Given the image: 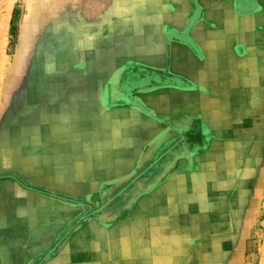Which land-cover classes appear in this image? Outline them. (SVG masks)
<instances>
[{"label": "rangeland", "instance_id": "rangeland-1", "mask_svg": "<svg viewBox=\"0 0 264 264\" xmlns=\"http://www.w3.org/2000/svg\"><path fill=\"white\" fill-rule=\"evenodd\" d=\"M145 1L0 0V132L4 129L5 117L10 120L14 118L13 115H17L13 111L18 109L4 105L5 93L9 89L13 92L11 98L14 101L19 98L21 83H26L28 89L45 86L51 82L70 83L72 50H79L85 45L95 46L101 38L106 37L104 29L92 23L105 13L101 12V7L105 9L111 3L113 7L109 13L118 16V19L114 18L109 21L110 23H106L110 30L125 22L120 16L124 15L123 18L133 16L134 10L139 9ZM85 5H88V9ZM90 6L92 11H89ZM138 21L147 20L140 18ZM88 35H92L93 38ZM89 39L92 41L86 43ZM259 46V51L255 52L253 49L245 51L248 58L245 77L240 79L242 71L238 74L239 79L234 77L231 80L230 76L228 77L229 85L232 84L231 87L234 85L228 99L223 96L226 92L210 101L198 95L196 91H183L179 87L150 94L145 102L146 107L154 113L153 118L164 119L167 124L161 134H177L184 137L179 152L173 148L174 153L170 155V150L163 148L154 153L150 152L149 148L140 155L137 174L124 178L119 174L123 171L121 168L104 171L102 181L110 186L109 190L99 197L93 194L95 190L93 185L71 190V185L62 182L51 187L52 171L51 174L47 171L51 168L49 165L46 167V156H41L39 164L41 171L26 172L19 169L17 155L0 154V212L10 206L6 200L10 199L13 203L19 199L20 190L25 194L53 199L61 207L60 211L38 212V217L33 215L29 217L27 221L29 228L40 230L37 234L43 232L48 244V247L38 252L29 264H43L44 261L51 260L53 258L51 256L62 249L66 238L76 235L84 226L87 227L82 234L84 237L88 234L82 241L85 245L81 247L79 244V247L77 242L71 239L72 255L79 257L75 259V263H84L80 258L85 260L92 256L94 259L96 255L97 259L89 263L102 264L101 258H105V249L100 253L93 252L90 244H94L96 239L94 236L91 238L89 234L91 228L88 227L93 224L99 225L100 220L107 216L104 220H110L109 234L115 232L112 230L118 225L139 228L140 258L135 259L134 264H153L148 262V244L154 242L159 243L155 252L156 264H264V89L261 93L257 89L261 86L264 88V34ZM197 47L200 48L199 45ZM72 55L74 57V54ZM125 70L126 67L123 72ZM130 72L134 74L120 75L124 76L125 84L130 89L138 88L137 84L132 85L135 77L138 85L148 82L143 78L142 72L148 79L161 78L151 74L147 77L148 70L135 69ZM170 75L176 77L177 79L174 78L176 81H180L179 74L171 72ZM188 76V84L196 82L195 76L191 74ZM251 87L257 90H253V94L251 92L247 94ZM162 97L171 105L169 111L163 103L165 106L163 111L154 107ZM208 100L217 105L211 111L204 108ZM256 108L257 112L261 113L260 118L249 126L247 123L256 116V112L253 111ZM208 113L213 117L210 123L205 121ZM186 120L191 121L184 124L183 121ZM250 132L256 136L251 140L241 139L245 133ZM235 144L243 148L234 149L237 152V159L231 158L228 149H224L228 145L235 147ZM249 147L253 152L244 170L241 162L245 159L246 153L243 152ZM8 148L9 153L13 151L12 146ZM197 151L198 157L194 156ZM180 156L184 157L183 168L177 174L182 182L176 189H171L168 179L161 182V177L166 173L163 165L156 170L153 167L160 162L172 164ZM226 157L232 159V164H228L229 160L227 163ZM96 163L98 167L103 166V160L97 158H88L84 161V170L93 171L94 177L101 173L100 168L95 170ZM50 165L52 166L51 163ZM110 175L114 177L112 182L106 180ZM88 188L91 189L89 193L93 194L91 197L87 196ZM61 190L71 191L72 196L62 194L59 192ZM147 192L157 197L155 202L144 199L146 197H141L140 201L136 202L139 193ZM167 194L170 196H166ZM22 207L25 208L26 205ZM67 212L71 213L70 219L64 216V213L68 215ZM57 218H60L59 224L56 222ZM41 221L54 222V229L56 230L58 225L61 233L46 236L53 229L49 224L50 227L45 224L44 231ZM153 225L157 229L152 230L150 233L153 235H150L149 229ZM110 236L109 243L115 254L116 240L113 235ZM98 242L102 244V248L105 247V243L99 240ZM163 243L167 245L165 252L158 248L160 244L164 248ZM120 252L128 253L127 250ZM13 262L22 264L19 259Z\"/></svg>", "mask_w": 264, "mask_h": 264}, {"label": "crops", "instance_id": "crops-1", "mask_svg": "<svg viewBox=\"0 0 264 264\" xmlns=\"http://www.w3.org/2000/svg\"><path fill=\"white\" fill-rule=\"evenodd\" d=\"M91 7L89 11H92ZM112 7L111 3L105 9L101 7V12L105 13L92 22L104 29L106 37L101 38L95 46L85 45L79 50H72L70 83L51 82L31 88L32 90L28 89L26 83H21L19 98L14 101L11 98V89L5 93V107L18 110L13 111L17 114L13 115L14 118L8 120L5 117L4 129L0 132V149L3 150L0 154L17 155L20 170L41 171V156H46V167L49 165L51 168L47 171H52L51 187L62 182L71 185V190L93 185L95 197L109 190L110 185L102 181L104 171L121 168L123 171L119 174L124 178L137 174L140 155L149 148L154 153L163 148L169 149L170 155L174 153L173 148L179 152L184 137L161 134L167 124L164 119L153 118L154 113L146 107L145 102L150 94L179 87L183 91H196L210 101L223 92H226L223 93L225 98H230L234 85H229L228 77L231 80L234 77L239 79L238 74L241 71L243 75H240V79L245 77L248 59L245 51H259L264 34L263 0H146L139 9L134 10L133 16H120L125 22L115 28L110 27L109 30L106 23L114 18L118 19V16L109 13ZM85 8L88 9V5ZM140 18L147 21L140 22ZM88 36L93 38L92 35ZM90 41L92 40L89 39L86 43ZM135 69L148 70L147 75L160 76L162 79H145L148 82L144 85L130 89L125 84L124 76H121L134 74L130 71ZM171 72L179 74L181 82L176 81L177 78L172 77ZM141 74L144 76L143 72ZM189 74L196 77V82L188 84ZM210 101L204 108L211 111L217 105ZM162 103L169 111L171 105L167 104L164 97L154 107L163 111L165 106ZM206 116L205 121L210 123L213 117L209 113ZM11 146L13 151L9 153L8 147ZM195 155L198 157L199 152L194 153ZM88 158L103 160L102 167H98L96 163L95 170H101L96 177L93 171L84 170V161ZM183 161L184 157L180 156L172 164L160 162L153 168L156 170L163 165V170L168 175L165 173L161 182L168 179L169 187L176 189L182 182L177 173L182 171ZM112 178L114 177L110 175L106 180L112 182ZM18 192L19 199L13 203L10 199L6 200L10 206L7 205L9 208L0 212V264H14L15 259H19L22 264H29L38 252L45 250L48 244L43 237L44 233L37 234L40 230L30 229L27 221L32 215L38 217V212L60 211L61 208L53 199L25 194L22 190ZM59 192L72 194L71 191ZM89 192L90 188L87 196L91 197L93 194ZM141 197L153 202L157 198L149 192L139 193L136 202ZM22 205L26 207L23 208ZM64 216L70 219L71 213H64ZM104 218L99 225L88 227L91 228V238L94 236L96 239L94 244H90V248L98 253L105 249V258L99 256L102 257V264H134L135 259L140 258L139 228L118 225L112 230L115 232L109 234L110 220ZM59 220L57 218V224ZM50 222L41 223L44 231L46 227L43 225L52 226L53 230L46 236L53 233L59 235L61 232L58 225L55 230L54 222ZM86 227H82L76 235L67 237L62 249L57 250L56 255L43 264H90L91 260H96L95 255L94 259L92 256L85 260L80 258L84 263H75V259L79 257L72 255L71 239L79 247L84 246L82 241L88 234L84 237L82 232ZM155 229V225L150 227L149 234L153 235L150 232ZM110 235L116 240L115 254L109 243ZM98 240L105 243V247L102 248ZM158 244H148L149 263L156 264L155 252ZM163 245L164 248L161 244L158 248L165 252L167 245ZM119 250H127L128 253H121Z\"/></svg>", "mask_w": 264, "mask_h": 264}, {"label": "flooded vegetation", "instance_id": "flooded-vegetation-1", "mask_svg": "<svg viewBox=\"0 0 264 264\" xmlns=\"http://www.w3.org/2000/svg\"><path fill=\"white\" fill-rule=\"evenodd\" d=\"M86 6V5H85ZM148 76H150V75H147V77ZM141 77H142V75H141ZM143 78L144 79H148V78H146V76H143ZM138 80V79H137ZM136 81V78L135 79H133L132 80V83H134L135 85L137 84L138 85V82H135ZM139 81V80H138ZM262 85V84H261ZM258 90H260L259 91V93H261V91L264 89L262 86L260 87V88H257ZM256 88H253V87H251V89H249L246 93L247 94H249L250 92H251V94H253V90H257ZM253 111H255L256 112V118L254 117L253 118V120L250 122L249 121V123H247V124H249V126L251 125V124H255V122H257V119H259L260 118V115H261V113L260 112H257V108L256 109H254ZM245 126H248V125H245ZM245 128V127H244ZM243 127H242V129L244 130V131H247V129H244ZM234 132H237L236 130H233ZM254 136H256V135H254V134H252V132H250V133H245V135H243V137H241V139H245V140H251L252 139V137H254ZM233 137L236 139V136H235V134H233ZM239 149V150H242L243 148L241 147V148H239V146H237L236 144H235V147H229V145L228 146H225V148L224 149H228V152H229V154L231 155V158H235V159H237V156H236V154H237V152H235L236 150H234V149ZM247 150H249V152L247 153L246 151ZM246 151H244L243 153L246 155L245 156V159L241 162L242 163V167H244L243 169L245 170V167H246V165L248 164L247 163V160H248V158H249V156L252 154V148L251 147H249L248 149H247ZM230 157H226V161H227V163H228V160H229V163L228 164H232V159H231ZM239 165V164H238ZM230 166V165H229ZM231 167V166H230ZM240 168V167H239ZM230 169V168H229Z\"/></svg>", "mask_w": 264, "mask_h": 264}]
</instances>
